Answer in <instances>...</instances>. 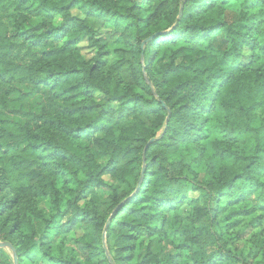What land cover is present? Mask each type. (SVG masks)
<instances>
[{
    "label": "trees",
    "instance_id": "obj_1",
    "mask_svg": "<svg viewBox=\"0 0 264 264\" xmlns=\"http://www.w3.org/2000/svg\"><path fill=\"white\" fill-rule=\"evenodd\" d=\"M231 1L15 0L0 20V264H264V229L247 236L264 226V0L235 24Z\"/></svg>",
    "mask_w": 264,
    "mask_h": 264
},
{
    "label": "rangeland",
    "instance_id": "obj_2",
    "mask_svg": "<svg viewBox=\"0 0 264 264\" xmlns=\"http://www.w3.org/2000/svg\"><path fill=\"white\" fill-rule=\"evenodd\" d=\"M242 3H243V0L242 1L233 0L225 6V20L228 23L235 24L237 22L239 18V13L241 11L240 4L242 5ZM17 12L18 10L16 7L15 0H0V20L1 21H4L6 23L9 22L11 20V16L16 15ZM71 13L72 15H75V16L79 15L78 12L75 10H73ZM108 28L110 30L112 29L111 26H108ZM79 49H80V54L83 57V59L86 61H89L93 54L86 48V43L84 41H81L79 43ZM248 61L249 59L246 57V58H243L242 62L246 63ZM263 180H264V177H263ZM40 208L43 209V211L48 217L53 214L49 204L47 203L40 205ZM185 210L186 208L183 211ZM254 216L260 217V220H264V212L262 211L256 212ZM56 220H57V225H61L62 223L65 222V216L62 213H59V214L57 213ZM260 229H264V226H261L260 228L254 229L252 232L247 233V236L252 234L254 236L251 239L255 238L256 234L259 232ZM57 233L58 232H52L50 236L48 237L50 242H53V248L58 251L62 250L63 255L65 256L72 257V258H78V255L72 246V234L71 233H61L59 236H56ZM81 234L82 232L79 230L75 232L76 237H79ZM247 236H245V238H247ZM243 240L241 241L242 243L238 244L239 245L238 247L240 249H247V250L251 249L252 242L244 243ZM258 240L263 241V247H264V231H263V235L260 236ZM254 250L256 249L254 248ZM260 259H261V256H258L256 261H260Z\"/></svg>",
    "mask_w": 264,
    "mask_h": 264
},
{
    "label": "water",
    "instance_id": "obj_3",
    "mask_svg": "<svg viewBox=\"0 0 264 264\" xmlns=\"http://www.w3.org/2000/svg\"><path fill=\"white\" fill-rule=\"evenodd\" d=\"M154 37H155V36L150 37V38L147 39L146 41H148V40H150V39H153ZM146 41H145V42H146ZM163 107L166 109L165 105H163ZM168 119H169V117H167L166 122L168 121ZM153 141H154V140H151V141L148 143V145L151 144ZM148 145H147V146H148ZM146 148H147V147H146ZM146 148H145V151H144V152H146ZM143 172H144V168H143V170H142V176H143ZM142 176H141V178H142ZM109 222H110V219L107 221L104 230H106V228H107ZM104 241H105V236L103 235V242H104ZM0 248H7V249H9L10 251H13L12 247H11L9 244H1V243H0ZM13 264H17V258H16L15 256L13 257Z\"/></svg>",
    "mask_w": 264,
    "mask_h": 264
}]
</instances>
